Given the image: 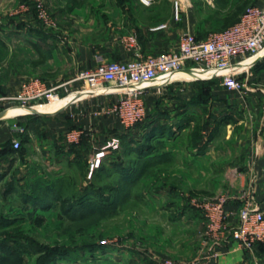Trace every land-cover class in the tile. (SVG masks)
<instances>
[{"label": "rangeland", "instance_id": "rangeland-1", "mask_svg": "<svg viewBox=\"0 0 264 264\" xmlns=\"http://www.w3.org/2000/svg\"><path fill=\"white\" fill-rule=\"evenodd\" d=\"M38 1L49 22L40 18L37 0H0V92L12 83V93L23 81L36 78L67 81L79 71L81 48L102 55L124 35L140 29L163 31L172 22H181L175 19L173 0H159L151 7L138 0ZM235 3L216 0L207 4L197 14L198 23L191 32L205 39L220 30L223 18L216 8ZM191 4L193 10L194 0ZM195 73L158 82L146 92L147 108L158 112L159 120L168 114L169 121L177 123L181 119L177 113L186 108L191 109L187 114L191 121L188 128L177 130L173 140L154 143L152 156L126 154L125 167L137 169L135 174L127 171L112 176L106 162L105 170L90 175L78 163L68 166L27 143L25 160L16 155L2 162L0 263L162 264L166 258L199 263L205 227L198 205L222 196L238 200L239 194L232 191L242 182L234 169L239 167L242 173L236 155L244 148L239 140L241 128H227L220 119L219 109H231V93L220 79ZM206 81L212 92L218 90L217 98L204 105L191 104ZM114 138L105 134L95 152L81 151L80 158L86 155L91 161L99 147L106 146V154L108 149H118V138V146H110ZM1 174L6 176L1 179ZM54 182L58 193L45 195L43 188ZM7 183H11L9 191ZM85 188L93 193L81 202ZM61 198L69 200L68 213L60 208ZM39 217L44 219L41 225ZM233 224L238 225V211Z\"/></svg>", "mask_w": 264, "mask_h": 264}, {"label": "built area", "instance_id": "built-area-1", "mask_svg": "<svg viewBox=\"0 0 264 264\" xmlns=\"http://www.w3.org/2000/svg\"><path fill=\"white\" fill-rule=\"evenodd\" d=\"M158 0H139L145 7H151ZM175 19L182 20V14L191 8V0H173ZM41 19L49 22L48 14L40 1L35 6ZM165 26L160 27L161 29ZM157 31L156 29H154ZM120 44L134 54L131 60L103 61L93 68L80 70L76 76L63 82L47 83L41 79L23 82L17 91L0 95L2 106L17 107L27 112H43L47 107L57 109L74 99L82 97L115 96L116 100L100 113L113 117L123 128L128 129L142 122L148 115L146 92L151 85L175 78H182L188 71L198 70L206 78L221 80L223 88L231 94L247 90V83L241 75L264 56V0L260 5L248 6L239 20L230 27L209 33L205 39L197 38L191 31L182 33L175 48L154 54L143 55L136 32L124 35ZM252 62L243 66L247 61ZM82 88L71 93L72 85ZM66 102L67 99H69ZM32 110V111H29ZM82 130L71 129L64 135L68 144H78ZM14 149L20 141L13 139ZM110 146L117 147L113 139ZM106 146L90 161V175L100 166L106 155ZM249 190L243 191L238 199L242 206L238 210V225L233 220L237 212L229 207L231 199L224 196L206 201L201 208L205 231L202 256L195 262H179L164 259L162 264H201L211 262L219 255V248L226 242L237 244L247 252H255L264 243V210L258 208Z\"/></svg>", "mask_w": 264, "mask_h": 264}, {"label": "crops", "instance_id": "crops-1", "mask_svg": "<svg viewBox=\"0 0 264 264\" xmlns=\"http://www.w3.org/2000/svg\"><path fill=\"white\" fill-rule=\"evenodd\" d=\"M198 1L194 0L193 10L191 8L185 10L181 22H172L170 28L166 30H136L135 32L139 33L141 53L154 55L175 48L178 43L176 39L182 33L195 29L198 23L197 14L205 9L207 4H213L216 0H202L200 3ZM245 1L247 5H260L263 2V0ZM235 6L232 4L222 9L217 7L216 10L221 11L220 17H226L235 10ZM243 10L244 8L237 17H241ZM111 46L112 48L107 47L110 50L102 53V55L89 48H81L78 55L79 71L95 67L100 60L120 61L131 60L135 57L119 41L114 42ZM76 74L70 79L74 78ZM195 74L199 73L196 72ZM241 77L247 83L248 89L242 93L231 94L229 97L231 100L228 101L231 109H219L220 119L224 121L222 123L227 128L236 126L242 130L239 140L244 150L241 155H236L237 161L241 163L242 173L239 172V167L234 169V173L236 176H240L242 183L241 187L233 188L232 194L240 195L245 190L253 189L256 206L264 210V56L252 64ZM19 80L21 81V79ZM12 82L14 83L13 80ZM11 86H13L12 83ZM11 86L3 87L2 93H10L9 87ZM81 88L82 85L76 83L71 86L70 91L77 93ZM212 93L217 95L218 90H214ZM115 100V96L82 97L57 109L33 113L17 107L0 106V109H4L0 111V148H4L13 139L22 141L27 136V144L40 147L42 152L48 151L47 154L53 155L54 160L57 158L70 166L69 161L73 159V156L68 154L69 148L64 139L65 133L71 129L82 130L85 133L86 142L84 146H86L87 153L95 152V145L101 141L102 137L105 134L113 136V132L119 127L113 117L100 113L101 109L108 107ZM238 106L241 109H237ZM32 132H34V138ZM48 160L51 161L52 159L49 158ZM242 204V200L232 198L229 207L237 212ZM218 251L219 255L214 260L201 264H264V251L262 249L247 252L235 243L226 242Z\"/></svg>", "mask_w": 264, "mask_h": 264}, {"label": "trees", "instance_id": "trees-1", "mask_svg": "<svg viewBox=\"0 0 264 264\" xmlns=\"http://www.w3.org/2000/svg\"><path fill=\"white\" fill-rule=\"evenodd\" d=\"M139 2V0H138ZM140 3V2H139ZM141 4V3H140ZM142 5V4H141ZM235 10L227 15L226 17H222L223 18V25L222 28L218 31L224 30L228 27H230L231 25L235 24L240 17H237V15L239 14V12L244 8L243 12L245 11V9L248 6L251 5H247V2L245 0H236L235 3ZM137 34H139L137 32ZM139 37V35H138ZM37 51H40L39 46L36 43H32ZM47 83H54L51 81H47V80H43ZM8 93H2L0 92V95H5ZM216 95H212V87L210 82L204 83V87H202V91H200L199 95H198V99L196 101H191L190 103L193 105H204L207 104L209 102L210 99L215 98ZM217 98V97H216ZM148 106V104H147ZM189 110L191 109H181L178 114H181V119L177 122V123H171L169 115H167V117H165V120H159L158 119V112H149L148 109V115L146 116V118L142 121L139 122L137 124H135L134 126L125 129L123 128L121 125H119L118 129H116L113 132V136L115 138H118L120 141V146L118 149L116 150H112V149H108L109 153L105 155V157L101 160L100 166L95 169L92 173V175L95 173H97L100 169L101 170H105L106 167H104L103 164H105L106 162H109L110 165V172L111 175L113 176V174H120L122 172H127L129 171V173L131 174V172H133V174H135L136 172H138L137 169H129L128 167H125V158L123 160V157L126 154H135L136 156H138L139 158H143L144 156L148 155V156H152L154 154L155 150V144L154 143H158L161 142L160 140H173V137H175V135H178V131L177 130H181V129H185L188 128L189 122L191 120H189L191 117L187 116V114H189ZM162 115V118L165 116L163 113L159 114ZM215 121L219 120L218 116H215ZM65 139V138H64ZM211 141V138L210 140ZM28 142V137L25 136V138L22 139V141L20 142V147L19 149H14L13 147V143L12 141H10L9 143H7L4 148H0V164L2 162H9L11 159H15L16 155H20L19 158L21 160H24L26 157V143ZM86 142V138H85V133H83L81 140L78 144H67L68 145V154L70 156H73V159L71 161H69L70 166H73L74 163L75 164H79V166H81V168L84 169H89L90 171V159L88 158H84L86 155H84L83 159L82 157L80 158V154L81 151L82 152H86V149L84 146ZM23 147V148H22ZM102 147L99 148V150H101ZM122 150V153H121ZM124 153V155H123ZM115 156L114 159L111 158L110 156ZM6 176V174H1V179L2 177L4 178ZM110 176V177H112ZM62 184V183H61ZM49 186L46 185V188L42 190V192L47 195V194H51V193H56V191L59 189H57V184L54 182L53 184L49 183ZM11 186V183H7L6 186V191H9ZM57 191V193H58ZM64 192V191H63ZM93 193V190L89 191L87 188H85L82 191V200L81 202L87 200L89 198V196ZM59 203H60V208L63 211V213H68L69 209H68V204H69V200L67 198H61L59 199ZM43 218L39 217L37 219L38 224H42L43 223ZM264 244L260 243L259 247L257 249H262L264 251ZM0 264H4V263H0Z\"/></svg>", "mask_w": 264, "mask_h": 264}, {"label": "bare ground", "instance_id": "bare-ground-1", "mask_svg": "<svg viewBox=\"0 0 264 264\" xmlns=\"http://www.w3.org/2000/svg\"><path fill=\"white\" fill-rule=\"evenodd\" d=\"M251 62H252V60H249V61H247L246 63H244L243 66L247 67ZM195 71L199 73L198 76H200V77L205 75L203 72L198 71V70L188 71V72L186 73V75H187V74H191V73H195ZM186 75H184L183 77H185ZM70 99H71V98L67 99V101L70 100ZM67 101H66V102H67ZM26 110H27V109H26ZM50 110H52V108H50V107H47V108L44 109V111H50Z\"/></svg>", "mask_w": 264, "mask_h": 264}]
</instances>
